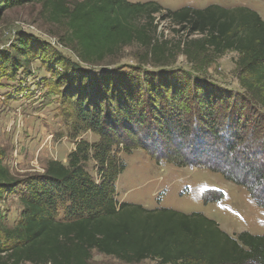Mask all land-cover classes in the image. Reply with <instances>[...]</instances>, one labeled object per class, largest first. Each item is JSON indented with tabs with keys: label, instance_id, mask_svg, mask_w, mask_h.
Here are the masks:
<instances>
[{
	"label": "trees",
	"instance_id": "trees-1",
	"mask_svg": "<svg viewBox=\"0 0 264 264\" xmlns=\"http://www.w3.org/2000/svg\"><path fill=\"white\" fill-rule=\"evenodd\" d=\"M34 3L41 5L48 22L64 25L63 45L75 52L79 62L53 60L63 71L54 72V78L70 108L72 139L91 131L98 141H77L66 163L50 161L43 175L25 182L17 225L0 224V264H88L93 250L128 264L147 259L158 264H264V236L242 232L232 238L203 214L145 210L116 199V182L124 170L118 154L135 149H142L158 164L178 167L215 170L226 160L242 161L247 170L244 177L250 175L252 182L262 183L264 21L260 16L246 8L230 11L218 6L181 8L162 16L188 29L189 36L201 34L196 49L214 57L228 51L237 54L242 91L230 95L215 90L212 94L213 89L195 80L186 87L171 78L169 88V81L150 82L146 72L136 78L115 64L93 77L82 72L81 64L100 67L135 42L149 49L155 67L166 69L163 58L168 51L153 38L154 16L161 11L157 3L0 0V17L8 8ZM29 44L21 40L16 47L23 63L33 54ZM7 75L0 72V81ZM186 89L191 99L188 118L182 113L186 103L181 94ZM246 109L257 118L248 119ZM245 137L255 140V145L249 147ZM185 141L188 156L175 149ZM211 146L215 150H209ZM149 147L155 150L150 152ZM221 155L224 160L218 159ZM90 160L96 164L97 179L86 169ZM235 167L225 172L227 178L248 189L264 209L254 189L238 175L233 177ZM16 185L0 154V200ZM208 193L204 204L220 197Z\"/></svg>",
	"mask_w": 264,
	"mask_h": 264
},
{
	"label": "rangeland",
	"instance_id": "rangeland-1",
	"mask_svg": "<svg viewBox=\"0 0 264 264\" xmlns=\"http://www.w3.org/2000/svg\"><path fill=\"white\" fill-rule=\"evenodd\" d=\"M66 1L73 4L81 0ZM127 1H151L161 8L160 13L154 16L153 38L168 51L167 58H163V63L168 67H155L156 62L149 54V49L135 42L122 48L115 56L108 57L100 67L80 63L82 72L93 77L113 69L115 64L122 73L134 74L136 78L141 79L146 72L150 82L153 79L156 83L157 78L165 83L169 81V88L173 86L170 81L173 78L174 83L179 81V85L186 87L191 86L195 80L200 86L213 89L212 94L224 90L233 95L242 91L236 53L228 51L214 57L210 52L196 49L197 41L203 38L201 34L189 36L188 29L182 30L181 26L162 16L168 15V11L175 12L181 8L204 9L218 6L230 11L246 8L257 13L264 21V0ZM65 39L64 25L48 22L41 12L40 4L11 7L4 10L0 17V72L8 74L1 77L0 81V154L2 164L17 181L15 189L0 200V224L9 228L15 227L20 219L23 210L20 197L28 179L43 175L50 161L66 163L77 141H98V137L91 131L82 132L72 139L70 108L64 104V91L56 87L54 78V72L63 73L55 65L54 58L79 63L75 52L63 45ZM21 40H29L30 49L33 50L27 63L21 62V57H17L16 47ZM7 58L9 64L4 66ZM181 96L186 103V106H182V113L188 118L187 105L191 101L189 90L186 89ZM243 103L248 107L246 101ZM245 115L248 119L257 118L254 112L247 109ZM259 117L263 119L262 116ZM261 135L262 133L260 137ZM245 139L249 147L255 145V140ZM187 143L182 142L175 148L178 154L188 156L190 149L187 148ZM211 147L208 149L215 150L214 146ZM148 150L153 152L155 149L149 147ZM118 157L124 168L116 182V199L119 203L140 206L145 210L169 209L186 215L200 213L215 221L232 238L242 232L264 236V209L257 205L248 189L230 181L225 175L236 163L226 160L216 171L178 167L170 163L158 164L142 149L129 153L120 151ZM218 159L225 158L221 155ZM237 164L231 171L233 177H241L264 203V180L260 184L252 182L250 175L244 177L247 172L244 163L241 161ZM86 169L97 179L94 161H88ZM230 174L228 173V177ZM208 192L213 193V197H220L204 204L203 198L210 195ZM88 264L128 263L93 250ZM136 264L158 262L147 259Z\"/></svg>",
	"mask_w": 264,
	"mask_h": 264
},
{
	"label": "water",
	"instance_id": "water-1",
	"mask_svg": "<svg viewBox=\"0 0 264 264\" xmlns=\"http://www.w3.org/2000/svg\"><path fill=\"white\" fill-rule=\"evenodd\" d=\"M83 65V64H82Z\"/></svg>",
	"mask_w": 264,
	"mask_h": 264
}]
</instances>
